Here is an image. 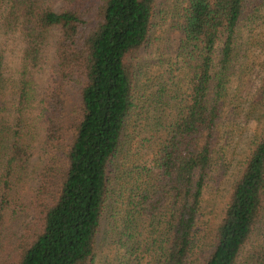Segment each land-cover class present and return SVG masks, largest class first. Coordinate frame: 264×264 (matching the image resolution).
I'll use <instances>...</instances> for the list:
<instances>
[{"label": "trees", "instance_id": "trees-1", "mask_svg": "<svg viewBox=\"0 0 264 264\" xmlns=\"http://www.w3.org/2000/svg\"><path fill=\"white\" fill-rule=\"evenodd\" d=\"M161 1L0 0V264H98L106 221L118 264H264V0H178L177 62L141 83Z\"/></svg>", "mask_w": 264, "mask_h": 264}, {"label": "rangeland", "instance_id": "rangeland-1", "mask_svg": "<svg viewBox=\"0 0 264 264\" xmlns=\"http://www.w3.org/2000/svg\"><path fill=\"white\" fill-rule=\"evenodd\" d=\"M183 6L179 3L178 0H163L161 1L160 10L156 16V28L153 36V44L146 51H143L139 59L140 64V76L139 81H145L144 74L148 70H151V67L155 71L161 73L164 72L167 67L172 66L173 63L177 62L176 54L177 49L181 42V34L175 28L176 21L179 19V11H182ZM257 39L260 41L261 51L255 50V53L251 55V62L256 60L264 59V23L259 27L257 31ZM259 55L260 58L258 57ZM258 62V61H257ZM251 66H254L253 63H250ZM259 66L253 72L254 78H256L259 72ZM252 77V79L255 81ZM253 82L249 83V86H252ZM149 89L152 86V81L148 82ZM248 102L244 101L242 103L243 113L247 108ZM152 122L149 123V125ZM254 125L252 122L247 125H238L237 131L233 134L230 141V148L228 152L227 161L230 162L227 175L224 177L222 183H216L217 181L212 179L206 189L203 203V213L204 218L214 217L218 215L228 196L230 186L235 178V171L237 167V162L239 160L240 154L245 148L247 141L251 135ZM32 168L33 172L37 173L40 167L39 160L37 156L32 159ZM104 227L101 230L99 237V248H98V264H118V257H115V250H112V245L110 240L107 237L106 230L108 229L107 221L103 225Z\"/></svg>", "mask_w": 264, "mask_h": 264}]
</instances>
